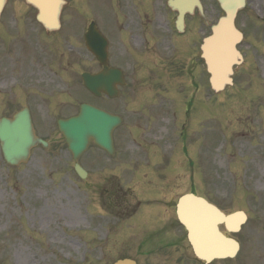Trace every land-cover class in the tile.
<instances>
[{"label":"rangeland","instance_id":"374dc122","mask_svg":"<svg viewBox=\"0 0 264 264\" xmlns=\"http://www.w3.org/2000/svg\"><path fill=\"white\" fill-rule=\"evenodd\" d=\"M17 7L8 6V10ZM259 7L262 9L258 10ZM260 17L264 18V0H248L241 17L245 22L244 29L251 24L254 27ZM4 25L15 35L12 21L4 20ZM256 25L259 29L257 36L247 30L249 45L244 43L241 46L248 58L242 86L239 83L234 89L228 87L222 93L213 94L206 103L203 98L206 93L201 99L197 98L200 101L190 115L185 139L179 136L182 126L178 124L180 138L162 142L165 159L158 161L162 169L171 168L172 164L181 171L191 169L194 188L208 200L225 209L240 205L245 210L247 221L238 235L242 241L241 255L227 264H240L243 258L247 260L244 264H264V22ZM27 32L29 37L24 39L20 49L12 46L7 50L0 48V62L11 64V69L17 68L21 72L18 78L25 80L32 58L39 54L48 60L52 57L51 64L44 67L46 77L43 81L52 90L65 88L60 63L57 65L59 70L54 69L62 53H73L67 48L68 43H62V48L49 47L52 56L50 53L46 55L42 45L35 42V39L40 41L34 34L36 31L29 28ZM9 70L7 68L0 74V92L12 85ZM28 78L34 79L31 75ZM37 82L35 86L40 85ZM68 93L71 100L93 102L77 82L71 83ZM8 97L12 98V94ZM2 99L4 96L0 95L1 102ZM67 107L64 112L73 109L70 104ZM55 117L52 114L49 129L39 130V134L46 136L48 147L33 148L26 163L9 167L0 151V264H111L124 253L136 258L138 264H180L178 252L169 250L168 255H157L154 241H142L137 236L127 235L125 245V226L114 224L109 217H100L94 195L95 173L88 162L97 152L90 148L79 160L81 165L85 163L89 173L85 181L80 180L71 170L70 154L55 128ZM173 145L175 154L168 158ZM127 149L137 150L133 145ZM117 157L124 161L118 165L124 170L125 157ZM138 157L127 165L130 176L142 177L148 169L142 157ZM130 176L127 184L120 178L119 186L124 189L128 185L132 190L131 202L136 203L146 197L142 186L135 187L134 180L138 178ZM187 181V178L180 180L181 190ZM142 214L138 210L127 223L137 224ZM257 218L261 219V228L255 227ZM141 230L142 227L128 231L140 233ZM150 245H154V252L148 249ZM138 248L142 255L136 253Z\"/></svg>","mask_w":264,"mask_h":264},{"label":"flooded vegetation","instance_id":"af4514ba","mask_svg":"<svg viewBox=\"0 0 264 264\" xmlns=\"http://www.w3.org/2000/svg\"><path fill=\"white\" fill-rule=\"evenodd\" d=\"M169 1L76 0L75 8L61 12V23L67 29L55 37L72 41L77 46L76 53L66 57L65 64L61 65L62 70L68 72L66 76L80 78L82 73L102 76L106 82L103 87H108L110 94L99 92L94 96L95 106L110 114L120 115L121 125H125V128L120 125L112 133L111 154L94 145L97 151L93 161L96 206L109 217L125 223L126 237L137 235L139 240L154 241L157 247L155 251L161 250L163 253L170 247H178L180 225L175 214V201L180 194L179 178L185 177V174L174 164L171 168L159 167L158 161L165 159L161 145L165 140L174 139L175 131L172 127L180 119L178 115H182L181 125L184 129L197 96L202 92L211 93L210 74L201 58L200 44L203 38L210 35L211 25L223 14L215 0H175L172 4ZM8 3L25 4L21 0H6L5 6ZM4 13L11 14L5 16ZM34 13L27 5L24 10L2 13L0 24L4 20L12 21V29L15 31L14 35L12 31L6 30L8 26H0L2 48H21L24 39L29 36L27 30H33L36 25ZM241 13L235 19V25L239 28L245 25L239 19ZM88 28L100 34L95 42L97 48L102 47L101 40L105 41V65L99 60L103 55L101 49L97 57L86 48ZM39 31L43 35V29ZM55 34H44L40 44L51 46L50 39ZM238 49L242 52L243 63L233 67V84L241 76L245 65L244 53L240 47ZM7 68H10L8 72L11 81L15 83V90L12 100L1 102L3 111L0 116L11 117L25 108L34 129L50 127L51 114L61 112L67 104L65 91L53 92L43 82L41 63L29 65L30 72L25 75V80L18 78L21 72L17 68L11 69V64L0 62V74ZM30 75L34 79L28 78ZM35 82L40 84L36 86H43L36 87ZM117 83L122 84L117 86ZM131 143L142 148V153L136 156L140 155L143 164L148 167L141 177L142 182L157 190L159 198L149 199L145 203L139 200L133 203L131 189L127 185L124 189L119 186L120 177L127 184V159L132 158V152L137 153L128 151ZM117 153L125 157L124 170H117V164H124L116 156ZM171 155L173 153L167 157ZM153 177L170 179L166 191H163L164 180L153 182L150 179ZM188 185L190 191L191 184ZM138 210L143 213L137 217L143 219L144 229L139 234H131L127 232V220ZM221 210L225 213L230 211ZM135 226L129 225L130 228ZM220 229L224 231L222 225ZM228 235L240 243L238 233ZM150 246L148 249L154 252V245ZM182 249L194 264H202L192 256L187 243ZM135 251L141 253L139 248ZM227 262L222 260L218 263ZM214 263L217 262L211 264Z\"/></svg>","mask_w":264,"mask_h":264},{"label":"water","instance_id":"95a60500","mask_svg":"<svg viewBox=\"0 0 264 264\" xmlns=\"http://www.w3.org/2000/svg\"><path fill=\"white\" fill-rule=\"evenodd\" d=\"M3 1L0 0V10ZM218 1L225 10L226 16L215 27V35L202 46L203 56H206L208 64L211 65L212 87L215 91L222 89L229 82L228 73L231 71V66L238 63L239 54L235 50V44L241 36L233 26V18L244 3V0ZM26 2L38 10L37 18L47 29L56 28L61 0H26ZM88 34L93 33L89 30ZM87 45L91 50L94 49L88 38ZM83 83L91 91L97 87V82L91 75H84ZM57 123L75 159L85 150L90 138L102 148L110 149V132L118 123V118L108 116L90 105L82 104L78 115L67 120H59ZM39 142L45 144L34 136L26 112L16 113L11 120H0V146L8 164L16 166L20 162H25L30 148ZM74 169L80 177L85 176V172L78 165H75ZM177 214L187 230V238L196 256L209 261L213 258L232 257L235 254L236 242L224 237L218 231L217 224L223 222L229 230L236 231L238 225L245 220L242 212L224 216L203 198L185 194L178 199ZM114 264L135 263L129 259H122Z\"/></svg>","mask_w":264,"mask_h":264},{"label":"bare ground","instance_id":"6f19581e","mask_svg":"<svg viewBox=\"0 0 264 264\" xmlns=\"http://www.w3.org/2000/svg\"><path fill=\"white\" fill-rule=\"evenodd\" d=\"M262 166H263V168H264V164H263Z\"/></svg>","mask_w":264,"mask_h":264}]
</instances>
